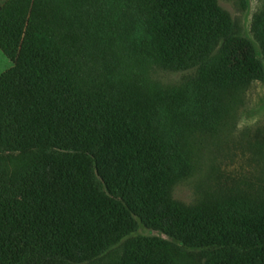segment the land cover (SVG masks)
I'll list each match as a JSON object with an SVG mask.
<instances>
[{"label":"trees","instance_id":"1","mask_svg":"<svg viewBox=\"0 0 264 264\" xmlns=\"http://www.w3.org/2000/svg\"><path fill=\"white\" fill-rule=\"evenodd\" d=\"M0 49V264H264V187L171 195L195 132L264 81L217 0H6Z\"/></svg>","mask_w":264,"mask_h":264},{"label":"rangeland","instance_id":"2","mask_svg":"<svg viewBox=\"0 0 264 264\" xmlns=\"http://www.w3.org/2000/svg\"><path fill=\"white\" fill-rule=\"evenodd\" d=\"M6 0H0V6ZM234 22L237 32L248 38L257 55L264 58V40L259 34L264 27V0H217ZM12 61L0 49V73L12 66ZM195 70L170 71L152 68L148 77L161 89L184 84ZM211 129L195 132L187 162L191 170L172 186L171 195L184 204H195L208 193L236 191L255 193L264 187V81L254 80L241 92L238 102L225 117L211 122ZM190 142V139H189ZM136 234L167 236L138 226ZM126 239L111 253L120 255ZM190 264H200L197 253L185 249ZM108 257L83 264H106Z\"/></svg>","mask_w":264,"mask_h":264}]
</instances>
